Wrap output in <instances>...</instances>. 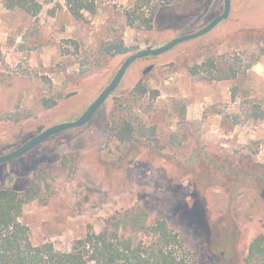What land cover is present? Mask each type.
Here are the masks:
<instances>
[{
  "label": "rangeland",
  "instance_id": "1",
  "mask_svg": "<svg viewBox=\"0 0 264 264\" xmlns=\"http://www.w3.org/2000/svg\"><path fill=\"white\" fill-rule=\"evenodd\" d=\"M40 1L34 17L0 0V154L76 120L127 56L203 28L224 7V0H150L145 16L159 10L148 26L131 23L136 0H97L96 12L82 19L65 0ZM123 46L129 51L115 52ZM230 68L236 77L210 79ZM137 83L147 92L128 95ZM119 101L157 126V147L133 155L109 141L107 115ZM255 104L264 111V0H231L228 18L210 32L135 60L85 124L0 163V188L38 187L19 218L34 244L69 251L107 219L143 207L148 221L165 219L180 236L189 264H228L216 254L221 232L232 227L230 260L246 264L251 240L264 233V192L233 190L203 152L239 151L264 164V119L253 117Z\"/></svg>",
  "mask_w": 264,
  "mask_h": 264
},
{
  "label": "trees",
  "instance_id": "2",
  "mask_svg": "<svg viewBox=\"0 0 264 264\" xmlns=\"http://www.w3.org/2000/svg\"><path fill=\"white\" fill-rule=\"evenodd\" d=\"M150 0H136L133 23L139 20L151 25L152 18L159 10L158 5L151 7L149 17L142 8ZM8 9H20L37 17L42 10L40 0H4ZM71 15L82 19L85 12L91 14L97 10V0H65ZM111 48L109 49V51ZM129 51L126 46L118 48L116 53ZM203 64L195 66L193 74L200 73ZM220 75L210 79H227L236 77L237 72ZM224 72L223 69H218ZM145 86L137 83L128 93L145 94ZM124 102L116 103L107 115L110 127V142L117 147L132 152L157 147L159 143L157 126L147 125L142 117L134 112L133 107L123 108ZM253 117L264 119V111L257 104L253 106ZM204 162L211 169L227 178L232 189L239 186L259 189L264 192V164L258 163L250 154L235 151L232 154L221 151L203 152ZM38 187H29L18 193L8 188H0V264H189L184 241L173 231L165 219L148 221V213L143 207H133L122 213L118 220L113 216L106 220L99 232H88L85 237L75 240L69 251L57 249L52 242L34 244L29 235V228L19 218L24 204L35 198ZM113 218V219H112ZM235 228L221 232L216 255L234 264L231 259ZM246 264H264V233H258L250 242Z\"/></svg>",
  "mask_w": 264,
  "mask_h": 264
},
{
  "label": "water",
  "instance_id": "3",
  "mask_svg": "<svg viewBox=\"0 0 264 264\" xmlns=\"http://www.w3.org/2000/svg\"><path fill=\"white\" fill-rule=\"evenodd\" d=\"M231 10V0H224V7L220 14L216 15L206 26L203 28L188 34H183L181 36H177L172 40L166 42L157 47H148L139 49L138 51L130 54L123 61L119 70L111 80V82L100 92V94L95 98V100L87 107V109L81 114L79 118L70 122H63L60 124H56L50 126L49 128L43 130L42 132L36 134L25 143L17 147L16 149L1 154L0 155V163H4L10 161L14 158L20 157L30 151L32 148L52 136L53 134L65 130L67 128L77 127L85 124L94 114L95 112L102 106L105 100L109 97V95L118 87L121 82L127 68L137 59L150 56V55H159L165 51L170 50L175 45L190 40L199 36H202L212 30L219 22L228 18ZM153 68V65H149L143 70V73H148Z\"/></svg>",
  "mask_w": 264,
  "mask_h": 264
},
{
  "label": "flooded vegetation",
  "instance_id": "4",
  "mask_svg": "<svg viewBox=\"0 0 264 264\" xmlns=\"http://www.w3.org/2000/svg\"><path fill=\"white\" fill-rule=\"evenodd\" d=\"M215 16H216V15H215ZM215 16H214V17H215ZM212 19H213V17H212V18H211V19L205 24V26H206V25H207ZM210 31H211V30H210ZM210 31H209V32H210ZM207 33H208V32H207ZM202 36H203V35H202ZM24 143H25V142H24ZM21 145H22V144H21ZM18 147H19V146H18ZM12 148H13V149H11V150H9V151H7V152H10V151L16 149L17 147H16V148H15V147H12ZM7 152H5V153H7ZM2 154H4V153H2ZM0 155H1V154H0Z\"/></svg>",
  "mask_w": 264,
  "mask_h": 264
}]
</instances>
